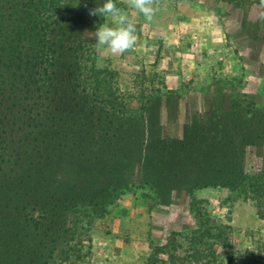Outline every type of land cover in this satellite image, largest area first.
I'll list each match as a JSON object with an SVG mask.
<instances>
[{
	"label": "rangeland",
	"instance_id": "rangeland-1",
	"mask_svg": "<svg viewBox=\"0 0 264 264\" xmlns=\"http://www.w3.org/2000/svg\"><path fill=\"white\" fill-rule=\"evenodd\" d=\"M46 1L50 11L34 16H49L53 35L65 36V61L78 78L71 83L80 85L74 96L86 113L99 112L103 127L106 116L147 117L149 108L162 139H183L187 128L205 145L224 132L241 161L232 191L143 188L138 161L101 178L89 164L60 173L55 179L82 181L79 209L89 217L67 214L69 253H56L55 264H264V196L251 193L257 185L264 195V0H157L151 22L136 16L137 44L123 54L91 34L107 21L89 10L105 0ZM0 7L3 15L8 5ZM97 70L110 76L122 108L101 97ZM8 96H0L4 108Z\"/></svg>",
	"mask_w": 264,
	"mask_h": 264
},
{
	"label": "trees",
	"instance_id": "trees-1",
	"mask_svg": "<svg viewBox=\"0 0 264 264\" xmlns=\"http://www.w3.org/2000/svg\"><path fill=\"white\" fill-rule=\"evenodd\" d=\"M4 2L8 8L1 15L0 7V96L9 94V108L0 100V264H55L56 253L68 255L67 214L77 220L80 214L89 215L79 209L84 204L82 181L55 179L68 174L66 170L80 174L89 164L95 178H101L138 161L145 174L142 187L155 191L169 184L232 191L239 184L238 150L224 132L219 140L205 139V145L187 128L183 139H162L155 127L157 115L149 108L147 117L115 122L106 116L103 127L99 112L86 113L74 96L80 85L72 84L78 78L65 61V36L55 37L56 23L40 15L50 11V3ZM103 74H92L101 97L121 107L106 78L110 76ZM246 185L253 187L249 179ZM254 188L251 193L262 198L258 186ZM157 263L164 264L153 261Z\"/></svg>",
	"mask_w": 264,
	"mask_h": 264
},
{
	"label": "clouds",
	"instance_id": "clouds-1",
	"mask_svg": "<svg viewBox=\"0 0 264 264\" xmlns=\"http://www.w3.org/2000/svg\"><path fill=\"white\" fill-rule=\"evenodd\" d=\"M124 7H118L114 0H105L102 6L89 10V15L105 18L91 33L99 45L106 46L112 54L131 51L137 44L136 16L142 15L151 22L157 12V0H122Z\"/></svg>",
	"mask_w": 264,
	"mask_h": 264
}]
</instances>
